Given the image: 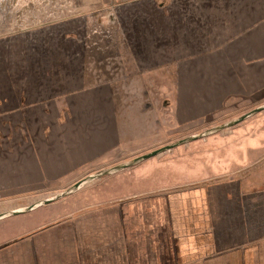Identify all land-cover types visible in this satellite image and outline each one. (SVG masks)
<instances>
[{
	"label": "crops",
	"instance_id": "crops-1",
	"mask_svg": "<svg viewBox=\"0 0 264 264\" xmlns=\"http://www.w3.org/2000/svg\"><path fill=\"white\" fill-rule=\"evenodd\" d=\"M64 1L69 6L65 12L72 10L73 19L82 13L105 15L111 9L110 22L116 25L107 36L115 45L111 59L117 71L105 68L95 76L86 59L93 44H81L63 26L33 32H45L44 52L37 48L35 56L40 60L33 62L36 99L0 113L9 126L8 136L0 133V196L12 199L23 190L28 194V180L59 181L68 187L110 164L119 165L126 152L118 148L131 138L125 135V126L135 93L117 91L114 84L122 81L128 87L172 85L170 116L178 130L205 117L227 116L228 110L238 112L245 102L264 100V0ZM53 11L45 12V17L64 14ZM46 51L58 55L49 59ZM29 78L24 75L22 80ZM45 87L54 91L47 94ZM136 107L140 112L149 108ZM131 130V135L137 133ZM14 171L20 173L21 184H13ZM37 187L45 190L44 185ZM260 199L264 190H248L243 177H234L197 198L202 204H186L191 209L186 213H193L187 218L194 219L175 223L176 264H264V201ZM98 237L99 232L94 240L85 237L87 251L78 255L84 264L94 262L91 245H110ZM63 239L69 249L67 264H75L81 246L75 244L74 229L69 235L62 229L40 233L16 247L26 253V264L30 258L31 264H58L59 248H48L47 243ZM47 248L53 252L43 257ZM119 257H108L106 264H117Z\"/></svg>",
	"mask_w": 264,
	"mask_h": 264
},
{
	"label": "rangeland",
	"instance_id": "rangeland-1",
	"mask_svg": "<svg viewBox=\"0 0 264 264\" xmlns=\"http://www.w3.org/2000/svg\"><path fill=\"white\" fill-rule=\"evenodd\" d=\"M68 7L64 0H0V113L12 111L36 99L32 84L36 70L33 62L40 60L35 56L37 48L44 52V41L41 40L45 32L35 35L33 32L48 28L54 31L63 26L67 33L76 35L74 37H78L81 44H93L94 51L88 52L86 59L95 76L105 68L110 69L109 72L117 71L114 70L116 63L112 60L115 45L108 42L107 36L116 25L115 21L114 25L110 22L113 15L110 14L111 9L105 15L97 12L95 15L88 14L89 17L73 19L72 10L65 12ZM53 9L64 14L45 17V12H52ZM45 54L51 59L57 57L58 52L46 51ZM24 75H30L29 80H22ZM113 76L117 80L115 73ZM114 85L119 92H135L127 116L128 128L125 126V135L127 133L131 138L125 139L118 148L126 152L119 165L220 127L264 106V100L248 101L241 108L238 107L242 109L238 112L228 110L227 116L205 117L178 130L177 127L173 128L175 123L170 116L169 105L174 93L172 85H163L161 89L150 85L128 87L123 81ZM45 90L51 94L54 88L45 87ZM136 106L149 108L146 112H140ZM163 108L168 112H163ZM1 117L0 133L8 136L7 118ZM131 127L137 131L135 135H131ZM115 166V163L110 164L100 171ZM13 176V184H21L20 173L14 171ZM234 177H243V186L248 190H264V110L229 129L104 176L59 201L0 219V264H26V253L16 245L53 229H62L63 234L67 235L74 229L75 244L81 246V249L77 247L75 257L82 250L87 251L88 239L85 237L88 235L94 240L99 232L98 238H104L110 245L90 246L94 260L92 264H106L112 255L120 256L117 264H176L178 247L175 223L178 225L177 222L182 219H194L187 218L193 213H186L191 210L186 204H202L197 198L201 199L206 191L209 194L215 186L223 184V180ZM28 181V194L23 190V196H18L19 192H16L12 199L0 196V215L50 199L75 184L66 187L59 181L54 184ZM38 184L44 185L45 190H38ZM209 196L212 197V194ZM208 201L215 204L212 199ZM118 237L119 242H116ZM47 246L59 248L58 264L68 263L69 249L65 239L53 240ZM48 248L43 257L53 252V248ZM44 250L42 247L41 251ZM34 251L37 253L36 249ZM40 258L37 256L36 261L39 262ZM75 260V264H84L79 256ZM99 260L101 263H98Z\"/></svg>",
	"mask_w": 264,
	"mask_h": 264
},
{
	"label": "water",
	"instance_id": "water-1",
	"mask_svg": "<svg viewBox=\"0 0 264 264\" xmlns=\"http://www.w3.org/2000/svg\"><path fill=\"white\" fill-rule=\"evenodd\" d=\"M263 110H264V106H261V107L255 109V110L250 111L247 114L239 117L236 120H233V121H231V122H229L227 124L221 125L220 127H217L215 129H212V130H208V131H206V132H204L202 134L193 136V137L188 138L186 140H182V141L176 142L174 144L167 145L165 147H162L160 149L154 150V151H152L150 153H147L145 155L137 157V158H135V159H133L131 161L125 162V163H123L121 165H118V166H115L113 168H110V169H107V170H103V171L94 173L92 175H89L85 179H82V180L78 181L77 183L73 184L65 192H63V193H61V194H59L57 196H54V197H52L50 199H46V200H43L41 202H38V203H36V204H34V205H32V206H30L28 208H25L23 210H19V211H15V212L13 211V212H9V213H6V214H2V215H0V219L6 218V217L15 216V215L20 214L21 212L22 213H27V212H30L31 210H34V209L38 208V207L46 206V205H48L50 203L59 201V200L65 198V197L69 196L70 194L78 191L81 187H83V186H85V185H87V184H89V183H91V182H93L95 180H98V179H100V178H102L104 176H107V175H112V174L118 173V172L123 171V170H125L127 168L136 166V165H138V164H140V163H142V162H144V161H146L148 159L156 157V156H158V155H160L162 153H165V152H167L169 150H172V149H174L176 147H179L181 145H185V144H188V143L193 142L195 140H199V139L205 138L207 136H210L212 134L221 132V131H223L225 129H229V128L241 123L242 121L250 118L251 116H253V115H255V114H257V113H259V112H261Z\"/></svg>",
	"mask_w": 264,
	"mask_h": 264
},
{
	"label": "built area",
	"instance_id": "built-area-1",
	"mask_svg": "<svg viewBox=\"0 0 264 264\" xmlns=\"http://www.w3.org/2000/svg\"><path fill=\"white\" fill-rule=\"evenodd\" d=\"M88 14H90V13H88ZM88 14L82 13V14L79 15V17H89Z\"/></svg>",
	"mask_w": 264,
	"mask_h": 264
},
{
	"label": "flooded vegetation",
	"instance_id": "flooded-vegetation-1",
	"mask_svg": "<svg viewBox=\"0 0 264 264\" xmlns=\"http://www.w3.org/2000/svg\"><path fill=\"white\" fill-rule=\"evenodd\" d=\"M88 14V13H87ZM72 18V17H71ZM78 18H80V17H78ZM89 20H92V19H89Z\"/></svg>",
	"mask_w": 264,
	"mask_h": 264
},
{
	"label": "trees",
	"instance_id": "trees-1",
	"mask_svg": "<svg viewBox=\"0 0 264 264\" xmlns=\"http://www.w3.org/2000/svg\"><path fill=\"white\" fill-rule=\"evenodd\" d=\"M74 36V35H73Z\"/></svg>",
	"mask_w": 264,
	"mask_h": 264
}]
</instances>
